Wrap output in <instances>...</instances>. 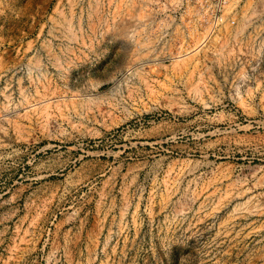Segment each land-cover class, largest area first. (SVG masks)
I'll return each instance as SVG.
<instances>
[{"label":"rangeland","instance_id":"rangeland-1","mask_svg":"<svg viewBox=\"0 0 264 264\" xmlns=\"http://www.w3.org/2000/svg\"><path fill=\"white\" fill-rule=\"evenodd\" d=\"M142 4L0 0V264H264V0L200 49ZM66 141L103 155L60 172Z\"/></svg>","mask_w":264,"mask_h":264},{"label":"built area","instance_id":"built-area-1","mask_svg":"<svg viewBox=\"0 0 264 264\" xmlns=\"http://www.w3.org/2000/svg\"><path fill=\"white\" fill-rule=\"evenodd\" d=\"M248 3L249 0H143L141 9H149L151 25L156 28H173L179 43L197 40L205 45L212 37L223 41L237 31L240 13Z\"/></svg>","mask_w":264,"mask_h":264},{"label":"bare ground","instance_id":"bare-ground-1","mask_svg":"<svg viewBox=\"0 0 264 264\" xmlns=\"http://www.w3.org/2000/svg\"><path fill=\"white\" fill-rule=\"evenodd\" d=\"M196 43H198L197 45H199L198 46L199 49H200V47H202L204 45V43H201V42L196 41ZM225 44H227L226 41H225ZM198 47H196L194 49L198 50ZM216 49H215L214 53H216V51H217ZM225 52H226V49H225ZM227 52H228L227 55H231L234 53V50L231 48V49L227 50ZM208 53L209 54L211 53L210 55L212 56V52L209 51ZM218 53H221V52H218ZM215 55H218V54H215ZM224 55H226V54H224ZM200 100L202 101L201 98H200ZM214 105H216V102L214 100L202 101V106L204 107V109H212ZM206 112H207L206 116L209 118H207V120L205 122L206 124L203 123V124L197 125V129L199 130L198 131L199 134H196L197 136L199 135L201 137H204V136H214V137L222 136V137H224V136H227V135L234 133V134H238L242 137V135H241L242 131L253 129L252 125H250V124L249 125H242V124L238 123V121L236 119H229L224 111L215 112L212 115H209L210 111L207 110ZM174 113L176 116H174L173 118L178 120V117L181 116V112L179 110H174ZM168 116L171 117L170 115H168ZM200 118H202V117L200 116ZM200 118H198V119H200ZM168 120H170V119H168V117L164 118L159 122V124L163 125V124L167 123ZM200 120L204 121L205 119L204 120L200 119ZM153 123H155V121ZM210 127L214 128V130L206 132V130L209 129ZM190 134H193V132H191ZM178 135L179 134L177 132H171L169 134H163L160 131H158L157 133L155 131H153L151 133H148L147 140L144 141L143 144H145V145H159L160 147H164L165 144H169L172 141L176 140L178 138ZM61 143L62 144H59V145L50 143L49 145L42 147V151H48L50 149L57 148V150H59V153H58L59 156H63L65 153L68 155V160L66 161V163L63 166H61L60 172H64L70 167H73V168L76 167L79 162L84 161V159L88 156L97 155L100 157L103 155L102 152H94L90 149H87L86 145H84V144H80V143L75 144V143H73V141H66L64 143L63 142H61ZM64 148H66V151H63ZM125 148H126V146H125ZM110 154H111V152L107 153V155H110ZM57 174H58L57 170L54 169V167H50L47 171H45V173H38L34 177V179H36V180H47L49 178H52L53 175H57Z\"/></svg>","mask_w":264,"mask_h":264}]
</instances>
